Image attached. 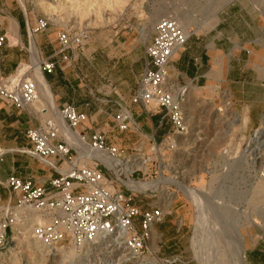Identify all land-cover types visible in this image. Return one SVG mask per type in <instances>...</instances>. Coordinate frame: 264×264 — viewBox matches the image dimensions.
<instances>
[{"label": "rangeland", "instance_id": "obj_1", "mask_svg": "<svg viewBox=\"0 0 264 264\" xmlns=\"http://www.w3.org/2000/svg\"><path fill=\"white\" fill-rule=\"evenodd\" d=\"M8 6L30 19L48 18L52 33L65 28L86 33L83 48L66 64L77 80L74 100L92 110L110 107L111 118L116 91L133 94L155 25L165 17H174L191 34L189 39L200 37L211 57L251 64L245 67L253 69L249 80L256 81L259 74L264 85V0H11ZM8 6L0 0V10L8 12ZM230 12L247 13L256 23L251 30L241 29L244 43L233 48L213 41ZM28 77L38 80L37 66ZM221 84L214 79L211 88H188L189 131L173 152L164 147L166 132L155 137L144 126L120 133L111 121L101 130L123 149L126 160L142 157L130 176L134 181L162 188L135 191L116 172L103 169L112 186L135 194L138 205L164 211L141 256L129 255L115 237L82 248L67 244L46 249L30 238L31 225L23 223L0 250V264H233L237 237L244 242V264H264V115L257 127L242 125L231 105L223 107L224 87L216 88ZM259 94L264 99V91ZM258 129L262 135L256 138ZM70 142L89 158H80L81 165L100 159L86 151L84 141L83 146ZM142 160L146 170L140 168ZM123 164L116 170L127 181Z\"/></svg>", "mask_w": 264, "mask_h": 264}, {"label": "built area", "instance_id": "obj_2", "mask_svg": "<svg viewBox=\"0 0 264 264\" xmlns=\"http://www.w3.org/2000/svg\"><path fill=\"white\" fill-rule=\"evenodd\" d=\"M49 27V19L40 18L29 32L35 36L45 33ZM86 38L85 32L75 33L67 28L59 31L56 54L63 61L70 62L71 53L82 49ZM188 39L174 17H165L156 23L152 41L146 48L148 66L139 76L132 97V104H142L150 112L165 111L162 123L168 121L171 124L164 145L169 152L178 148V138L189 131L183 108L186 94L183 90L176 93L171 79L173 57ZM4 42L5 38H0V47ZM40 66L43 75L52 74L56 69V63L51 60H44ZM20 70L13 76L0 75V99L18 109H26L40 100V93L37 82L28 77L29 70ZM56 109L58 118H48L40 126L27 130L26 134L32 145V154L46 160L57 159L68 165V169L52 178L49 186L16 176L7 179L5 185L13 199L0 203V250L6 247L19 225L30 222V238L46 249L67 244L82 248L102 238L115 237L129 255L141 256L153 228L163 222L162 207L143 208L136 203L134 193L128 194L112 186L103 169L114 170L100 159H92V165H81L80 158L88 156L81 148L79 152L73 147L59 118L69 130L76 132L89 116L72 104ZM133 128L137 129V125L131 111L122 108L114 116V129L125 133ZM80 137L91 150L119 161L117 169L125 162L123 149L113 143L108 133L95 132L89 141ZM31 215L38 219L32 220Z\"/></svg>", "mask_w": 264, "mask_h": 264}, {"label": "crops", "instance_id": "obj_3", "mask_svg": "<svg viewBox=\"0 0 264 264\" xmlns=\"http://www.w3.org/2000/svg\"><path fill=\"white\" fill-rule=\"evenodd\" d=\"M10 1L4 0L7 6ZM7 11L0 10V38H5L4 44L0 47V75L13 76L25 65H30L28 69L35 70L36 66L40 67L44 60L55 62L56 69L52 74L43 75L51 91L53 104L43 98L41 105L34 104L26 109H18L13 104L0 99V203L13 199L5 185L11 176L32 179L38 185L49 186L52 178L58 177L68 169V165L57 159L46 160L32 154V145L26 134L27 130L40 126L48 118L53 116L58 118L55 114L56 107L72 104L80 112L88 114L89 120L76 131L80 132L79 136L85 137L88 141L95 132L105 130L103 126H108L110 121L114 124L113 116L122 108L131 111L138 130H143L145 126L154 136L158 133L165 135L171 131V124L168 121L162 123L165 111L153 113L142 104H132L138 81L131 96L121 89L116 91L117 97L112 105L116 109H111L112 118L109 114L110 107L106 110H92V107L85 108L75 103L73 94L78 90L75 86L77 80L73 78L72 70L67 69L69 62L63 61L62 57L56 54L59 49L58 33L47 30L45 33L31 36L29 28L34 27L40 18L33 16L30 19L26 13H20L11 9L10 6ZM246 14L225 13L218 25L221 31L213 40L214 43L216 45L219 43L221 46L233 44L232 48L237 44H243L244 37L241 29L251 30L253 25H256ZM201 44L200 37H191L186 45L175 53L171 70L172 81L187 94L190 86L196 89L211 88L212 81L216 79L222 83V86L216 88L224 87L225 90L223 107L226 104L231 105L242 125L252 124L257 127L256 125L261 123L264 115V99L259 94L264 91V85L258 81L259 74H256V81L249 80L250 71L248 70L253 69L245 67L251 64L245 63L243 59H237L235 62L227 60L221 54L219 57H211L205 50V46ZM32 56L35 58L32 59ZM147 66L146 55L144 70ZM236 75L240 77L235 78ZM128 92L130 93L131 90ZM46 107L51 113L45 109ZM105 119L106 123H104ZM185 136L187 135L179 139L178 144H181Z\"/></svg>", "mask_w": 264, "mask_h": 264}, {"label": "bare ground", "instance_id": "obj_4", "mask_svg": "<svg viewBox=\"0 0 264 264\" xmlns=\"http://www.w3.org/2000/svg\"><path fill=\"white\" fill-rule=\"evenodd\" d=\"M186 32V31H185ZM186 34L188 36H190L191 34H189L188 32H186ZM23 68V67H22ZM20 68L21 72L22 71H26L25 69H22ZM31 68L27 69V70H30ZM37 73H38V80L36 81V79H34V77L32 79H34L36 82H38L37 84H39L38 88L40 87L39 89V93H40V100L38 102H43L44 99L50 101L52 104L54 103L53 102V97H52V94H51V91L48 87V85L46 84V81L44 80L43 78V74L41 72V66H37ZM174 90L176 93H178L180 90L182 89H179L176 84L174 83ZM184 93L186 94V92L184 91ZM44 98V99H43ZM37 102V103H38ZM36 104V103H35ZM184 111H185V116L187 114V109H186V100H185V103H184ZM45 109H48L49 113L50 112V109L49 108H45ZM60 119V122L62 123L63 127H64V133L65 135L70 139L72 140L73 142H78L79 144H81L83 146V141L78 134L75 133V131H71L68 129L66 123L63 121V119L59 118ZM186 119H187V116H186ZM187 121V120H186ZM256 138H259V136H261L262 132L260 130L256 131ZM183 136L179 137L178 138V141L180 138H182ZM84 144H85V141H84ZM86 145V144H85ZM84 145V146H85ZM90 150V151H89ZM86 151L88 153H91L93 156H97L98 158H100L104 163L106 164H110V168L114 170V172H116V174L118 175L119 179L125 184L127 185L130 189L132 190H146L147 188H152V186H155L153 187V189L155 190H161L162 188L160 187L159 184L155 183V184H150V183H146V182H136L134 181L130 176L132 174V172L135 170V166H136V162H138L139 160H141L142 157H140V155L136 156L135 159L129 161L127 160L123 165H127L126 166V172H127V175H128V179L127 181H125L124 179L121 178L120 176V173L116 170V166L119 164V161H114L112 159H109L107 158L104 154L102 153H99V152H96V151H93L91 150L90 148H86ZM141 163V166L140 168L146 170L145 166L147 164V161L146 160H142L140 161ZM139 168V169H140ZM30 218L32 220H36L38 219V217L36 215H31ZM26 224H31L30 222H26ZM102 239H105V238H102ZM233 239V238H232ZM238 240H236L235 242V247H232L231 249V252L233 251L232 255L235 256L236 260H235V263L233 264H244V254H243V250H244V242L243 240L239 237H237Z\"/></svg>", "mask_w": 264, "mask_h": 264}, {"label": "water", "instance_id": "obj_5", "mask_svg": "<svg viewBox=\"0 0 264 264\" xmlns=\"http://www.w3.org/2000/svg\"><path fill=\"white\" fill-rule=\"evenodd\" d=\"M255 137H256V134H255Z\"/></svg>", "mask_w": 264, "mask_h": 264}]
</instances>
